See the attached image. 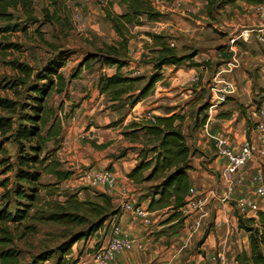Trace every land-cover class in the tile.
Instances as JSON below:
<instances>
[{"label": "crops", "instance_id": "1", "mask_svg": "<svg viewBox=\"0 0 264 264\" xmlns=\"http://www.w3.org/2000/svg\"><path fill=\"white\" fill-rule=\"evenodd\" d=\"M152 2L163 16L157 21L145 19L143 25H137L141 34L138 37L142 40H131L129 64L121 72L132 77L152 73L153 62L146 61L153 56L146 46L152 43L146 35L148 31L168 35L180 55L198 50L193 58L198 64L185 68L165 65L163 77L153 92L131 109L123 123L127 125L133 119H154L174 113L180 115L177 123L181 121L183 133L189 134L187 143L191 148L193 166L188 172L191 186L203 198L209 216L191 237L190 225L197 214L186 211L187 205L183 208L186 218L180 226H176L175 220L165 221L168 208L149 211L153 221L151 226L144 224L133 211L126 210V203L148 207L155 195L152 186L157 182H135L129 178V172L143 158L140 152L146 143L142 140L132 142L125 137L124 132L131 127L124 130L117 129L118 126L108 127L118 119L119 112L103 117L100 112L104 107L86 99L67 120L69 139L76 136V140L69 142L61 161L68 166L66 169L74 172L72 177L80 174L74 181L78 183L84 181L83 170L91 163L94 169L108 167L116 174L117 183L113 191L98 189L112 197L114 209L120 208L113 219L123 232L134 239V246L118 254L111 264H221L213 259L218 252L224 254L231 264H239L237 258L243 251L250 254V240L249 232L239 227L236 199L246 196L257 201L260 210L264 211V199L257 196L253 180L258 171L264 172V154L258 155L235 175V190L229 196L221 176L225 158L217 153L213 137L228 136L235 150L246 138L259 143L257 116L254 114L255 100L264 97V91L260 89L264 88V4L238 0L209 16L206 0ZM227 44H231L230 47L224 48ZM228 50L233 52L232 60L237 61V66L231 74L224 75L232 79L236 89L225 102L212 108L210 88L217 79V72L226 67L225 52ZM111 69L113 72L110 74L117 71L115 67ZM207 101L209 104L202 108ZM85 135L106 146L97 148L84 143ZM151 156L148 154V158ZM149 173L150 170L145 175ZM248 217L258 219V214L251 213ZM100 235L104 240V232ZM81 259L77 264L83 262V257Z\"/></svg>", "mask_w": 264, "mask_h": 264}, {"label": "trees", "instance_id": "2", "mask_svg": "<svg viewBox=\"0 0 264 264\" xmlns=\"http://www.w3.org/2000/svg\"><path fill=\"white\" fill-rule=\"evenodd\" d=\"M53 5L52 14L47 13L46 20L60 21L62 16L56 13L60 0H49ZM206 9L209 16L213 12L223 8L227 4H234L238 0H206ZM250 4H264V0H243ZM127 5L125 13H116L105 7L106 17L112 22L113 28L121 38L117 45L104 44L98 48L96 55H104L105 60L111 66H116L117 71L107 77L101 78L103 92H109L111 100L118 101L124 94L134 106L143 98L147 97L155 84L162 79V68L168 64L176 66L185 61L193 60L196 53L180 55L176 46H171L168 36L155 32H146L155 41L156 48L153 50L155 56L153 72L148 82L141 88H135L144 77L125 76L121 70L129 64L128 45L133 37L130 25H143L145 17L148 21H157L163 14L156 9L152 0H121ZM14 20L29 21L38 23L39 18L34 12V0H0V34L16 31L20 24H11ZM27 31V26L22 27ZM40 32V30H37ZM42 35V34H41ZM8 48H19L17 44L0 43L1 51ZM122 55L124 58H119ZM70 53L60 51L53 59L40 70L26 63L11 62L17 71V76L4 84L5 89H26L27 100L23 101L17 97L0 96V135L6 140L0 141V152L4 151L3 144L7 139H14L20 147L17 163L15 166L18 206L16 210H9V203L0 209V264H19L20 250L12 244V231L9 223H22L25 219L32 217L30 210L39 199V192L48 185L42 184L40 179L43 172L56 177L57 181L69 179L73 171L64 169L58 159H50L48 156H41L46 142L56 138L59 130L55 129L56 122L51 124L48 132L44 135L43 129L49 120V113L53 109H47L48 97L56 92L63 93L67 86V80L62 69L67 65ZM97 57V56H95ZM195 65V64H191ZM72 75V78L76 77ZM138 91V94L134 92ZM179 114L170 116H159L154 119L143 118L140 121H133L131 127H141L146 134L154 137L153 146L150 150H141L143 158L129 172V178L135 182L155 181L152 186L155 195L152 197L148 209L155 211L168 208V216L165 221H176V226L184 223L186 218L183 208L187 205V196L191 187L189 170L191 164V148L182 130V122ZM97 148L105 147V144H98L91 141ZM31 152V154L28 152ZM148 151L153 155L148 158ZM13 168L12 164L7 170ZM150 170L148 175L145 172ZM7 185V183H4ZM27 187L28 189H26ZM29 190V191H28ZM158 195V196H156ZM99 200L92 201L81 199L78 193H65L66 200L54 202L55 208L40 219L68 226H83L71 234V238L60 245L58 251L61 256L56 264H61V258L72 249L75 242L88 238L95 234L103 224L120 212V208H113L112 197L104 192H98ZM103 202H102V200ZM239 227L249 232L250 254L243 251L237 258L239 264H264V211L258 212V219L255 217H243L239 215ZM55 251L46 249L34 258V263H44L49 260ZM33 263V264H34ZM76 263V262H75Z\"/></svg>", "mask_w": 264, "mask_h": 264}, {"label": "rangeland", "instance_id": "3", "mask_svg": "<svg viewBox=\"0 0 264 264\" xmlns=\"http://www.w3.org/2000/svg\"><path fill=\"white\" fill-rule=\"evenodd\" d=\"M59 4L56 13L62 16L60 21L46 20V14H52L55 8L51 5L49 0H34V12L39 18V22L32 23L26 20H14L11 24L18 23L20 27L16 28V31L0 34V43L3 45L13 43L19 46V48H8L3 51L0 49V86H4L6 82L13 80L17 76V71L11 62L16 61L17 63L29 64L33 66L36 71L42 69L48 61L53 59L60 51H68L70 53L67 65L62 69L67 80L66 89L60 94L53 92V94L48 97L46 101L47 109H53V113L50 112L48 114L49 120L43 129V134L45 135L55 120V129L59 130V135L45 143L41 156H48L50 159H58L61 161V159L64 158V154L67 152L66 149L69 142L71 140H76V136L70 137L69 139L67 120L74 116L77 108L80 107L85 99L95 103L99 107H104L100 112V115L103 117H108L111 113V115H113L114 112H119L116 116L118 119L112 121L108 127L118 126L117 129L124 130L131 127L133 121L138 122L142 120V118L133 119L132 122L129 121L127 125L123 123L125 121V116L137 104L134 106L132 105L128 93L124 94L118 101H113L111 100L109 92H103L101 78L112 75L110 73H112L113 70H110V68H116V66L108 64L105 60L106 56L96 55L100 46L104 44L117 45L121 41V38L113 28L112 22L106 17L105 7L107 6L113 12L121 14L127 11V5L122 3L121 0H60ZM124 8L126 10H124ZM143 20H145V17H143ZM6 24L8 23L0 22V25ZM24 26H27L26 32L22 30ZM136 27L137 25H130L131 32L134 35L130 38L128 45V59L130 58L131 40H142L138 37L141 34L138 33V28ZM209 27L212 26L209 25ZM37 30H40V32ZM113 30L115 33H113ZM214 32L216 33L215 29ZM169 39L170 37L168 41ZM151 42L150 45L147 44L146 46L150 48V53L155 56L153 53L155 41L152 38ZM170 42L171 41H169V43ZM230 45L227 44L224 48L230 47ZM197 51L198 50H195L194 53ZM118 57L124 58L122 55ZM151 58L146 59V61L151 60ZM191 64L196 65L198 63L190 60L178 66L182 68L195 66ZM163 69L164 66L162 68V74ZM125 71L126 69H124V72ZM76 72L79 73L76 77L72 78V75L76 74ZM151 74L141 75V77L144 78L135 85V88L143 87L148 82ZM260 89L261 92L264 91V88ZM153 90L154 88L151 90L150 94ZM134 93L138 94V91ZM0 96L17 97L25 101L27 100L28 92L26 89H18V91L15 92V90L0 87ZM70 101L73 103H69ZM208 104L209 101L203 104L202 108ZM262 105H264V97L255 100L256 109ZM0 114H2L1 111ZM250 116L252 115L250 114ZM256 118L257 120L259 119V117ZM134 128H136V130H133L131 127V130L127 131L129 133L125 131V137H129L132 142L142 140V142L146 143L143 149L150 150L153 146L154 137L152 135H146L141 127ZM137 132H139V134ZM185 137L188 140L189 134L187 132L185 133ZM83 139V142L89 145H92L91 141H95L91 139L89 135H85ZM2 140L6 139L0 135V141ZM3 147L5 152H0V209L4 207L6 203H9V210L14 211L18 206L17 196L14 190L16 186L15 166L20 147L14 139H7ZM237 151L239 150L237 149ZM28 152L31 154L29 150ZM148 152L149 156L153 155L152 151ZM122 153L123 151L120 153L121 156ZM260 154V151L258 152L257 150L254 153V158L250 162L252 163ZM10 164H12L13 168L7 170ZM62 164L64 169L68 168L63 162ZM92 167H94V165L91 163L86 168L89 169ZM79 175L80 174L77 173L74 177H72V175L69 179L58 182L55 176L43 172L40 182L48 186L41 189L39 192V199L30 210V215L32 217L25 219L19 224L9 223V227L12 231V244L21 252L19 264H33L34 258L46 249L55 252L53 256L43 264H56L61 256L58 251L59 246L68 241L72 233L83 230V226L66 227L61 223L42 221L40 219L42 216L48 215L55 208L54 202L66 200V192L71 194L78 193L81 199L97 201L96 198L98 197L97 193L99 189L85 181H80V183L74 182ZM4 183H7V185H4ZM25 188L28 189L27 187ZM143 207L148 209L146 206ZM113 223H115V221L112 217L103 224L101 227L102 231L99 229L88 238L75 242L72 249L61 258L60 263L77 264L82 260L81 257H83V262L81 264H96L93 260V253L106 243L107 237L109 239ZM102 232H104V240L102 239L103 236L100 235ZM96 234L98 235L95 238L94 236ZM2 248L3 245L0 243V249Z\"/></svg>", "mask_w": 264, "mask_h": 264}, {"label": "built area", "instance_id": "4", "mask_svg": "<svg viewBox=\"0 0 264 264\" xmlns=\"http://www.w3.org/2000/svg\"><path fill=\"white\" fill-rule=\"evenodd\" d=\"M170 45L175 46L172 41ZM225 65L224 69L217 72V79L210 88L212 93L210 107L212 108L216 107L220 102H225L228 96L235 92L236 89L232 79L224 74H231L237 66V61L231 59ZM254 116L259 117L256 120V127L260 134L258 144L253 139L246 138L238 149L239 151H234L232 142L228 136L217 135L213 137L217 153L226 159L221 176L227 187V195L229 196L235 190V175L248 166L257 150L261 154H264V105L257 107ZM82 178L85 182L96 188H105L107 192L113 191L117 183L115 172L108 167L98 169L85 168ZM253 180L256 183L255 190L257 196L264 199V172L258 171L253 176ZM187 201L188 208L186 211L197 214L194 222L190 225V236L194 237L195 233L203 226L209 216V210L203 198L193 186L189 189ZM236 207L239 215L243 217H248L251 213L258 214L260 211L258 202L246 196H240L236 199ZM124 208L133 211L134 214L141 217L147 226L153 224L149 209L144 208L141 204L133 205L126 203ZM110 232L108 241L93 253V260L96 264H111L118 254L130 250L134 246V239L128 233L123 232L118 224L113 223ZM213 259L219 261L221 264H231L221 252L213 256Z\"/></svg>", "mask_w": 264, "mask_h": 264}, {"label": "water", "instance_id": "5", "mask_svg": "<svg viewBox=\"0 0 264 264\" xmlns=\"http://www.w3.org/2000/svg\"><path fill=\"white\" fill-rule=\"evenodd\" d=\"M232 56H233V52L228 50L225 52V61L228 62L232 59Z\"/></svg>", "mask_w": 264, "mask_h": 264}]
</instances>
